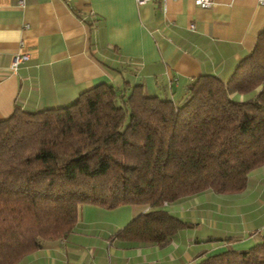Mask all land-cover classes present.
<instances>
[{"label": "trees", "instance_id": "1", "mask_svg": "<svg viewBox=\"0 0 264 264\" xmlns=\"http://www.w3.org/2000/svg\"><path fill=\"white\" fill-rule=\"evenodd\" d=\"M263 164L264 27L227 81L195 76L179 103L102 82L66 105L15 107L0 119V264L66 237L83 204L148 206L115 235L164 245L190 226L164 203L241 192ZM194 264H264V239Z\"/></svg>", "mask_w": 264, "mask_h": 264}, {"label": "crops", "instance_id": "2", "mask_svg": "<svg viewBox=\"0 0 264 264\" xmlns=\"http://www.w3.org/2000/svg\"><path fill=\"white\" fill-rule=\"evenodd\" d=\"M263 27L258 0H212L207 8L193 0H0V119L15 107L66 105L102 82L125 95L141 84L145 94L179 103L195 76L227 81ZM15 54L28 57L11 70ZM163 208L190 224L164 245L115 235L148 206L83 204L66 237L16 264H194L227 246L247 249L264 239V164L241 192L204 190Z\"/></svg>", "mask_w": 264, "mask_h": 264}, {"label": "built area", "instance_id": "3", "mask_svg": "<svg viewBox=\"0 0 264 264\" xmlns=\"http://www.w3.org/2000/svg\"><path fill=\"white\" fill-rule=\"evenodd\" d=\"M150 0H135V2L139 5L141 4H144L146 2H148ZM193 2L200 6V7H210L212 5V0H193ZM258 3L261 4V5H264V0H258ZM191 27L193 25H190ZM27 54H15L13 57H12V60H11V63H10V68L11 70H16L18 65L23 62L24 60L27 59Z\"/></svg>", "mask_w": 264, "mask_h": 264}]
</instances>
